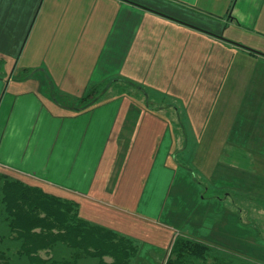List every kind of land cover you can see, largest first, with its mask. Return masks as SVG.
<instances>
[{"label":"rangeland","instance_id":"rangeland-1","mask_svg":"<svg viewBox=\"0 0 264 264\" xmlns=\"http://www.w3.org/2000/svg\"><path fill=\"white\" fill-rule=\"evenodd\" d=\"M161 1V10L231 38L234 46H217L209 63L201 62L204 67H216L220 74L211 91L203 92L204 85L178 96L184 105L176 102L170 108L152 110L154 118H164L162 122L136 125L128 115L131 110H123L126 114L118 121L116 138L106 142L105 163L90 175L88 196L75 200L79 213L132 238L138 252L131 264H165L173 238L182 234L264 264V57L255 54L264 56V29L258 24L228 22L236 0ZM42 16L32 15L30 27ZM47 43L42 36L34 40L36 45ZM32 44L27 43L25 55L33 51L30 47L35 49ZM2 58L0 78H10L12 69H5ZM14 58L13 63H21ZM60 59L41 62L56 71L76 70L80 75L89 64ZM68 78H60L62 84ZM106 79L121 94L141 92L125 80ZM209 79L213 80L202 75L197 85L210 83ZM112 93L105 99L113 100L117 95ZM119 97L125 102L144 101L128 94ZM150 103L155 107L149 99L146 107ZM177 115L180 121L173 119ZM186 121L194 123L195 136ZM129 130L137 131L132 142L126 139ZM18 212L23 219L19 218L18 226L25 232H57L41 212L31 213L26 206ZM34 238L35 245L45 239ZM40 251L44 255L46 249Z\"/></svg>","mask_w":264,"mask_h":264},{"label":"crops","instance_id":"crops-1","mask_svg":"<svg viewBox=\"0 0 264 264\" xmlns=\"http://www.w3.org/2000/svg\"><path fill=\"white\" fill-rule=\"evenodd\" d=\"M154 1L0 0V56L5 69H12L10 78H0V172L67 199L86 197L90 175L105 163L106 142L116 138L123 110H131L134 124L149 125L164 119L154 118L152 110L184 105L178 96L204 85L203 92L211 91L220 74L201 62L209 63L217 46L232 48L233 39L182 21L181 14L161 10L162 1ZM231 12L232 25L264 29V0H236ZM35 13L42 19L30 27ZM39 36L47 45L34 44ZM29 41L35 49L30 47L33 51L25 55ZM16 56L20 64L13 63ZM46 58L89 63L81 72L85 79L76 70L56 71L41 62ZM202 75L213 80L198 86ZM67 77L62 84L60 78ZM111 77L132 82L141 92L128 96L144 101L125 102L119 96L127 94L111 86L99 99L82 105L80 99L93 83ZM110 92L117 96L106 100ZM147 99L155 107H146ZM173 119L180 121L179 115ZM184 124L195 136L194 123ZM136 132L127 131L126 139L132 142Z\"/></svg>","mask_w":264,"mask_h":264},{"label":"trees","instance_id":"trees-1","mask_svg":"<svg viewBox=\"0 0 264 264\" xmlns=\"http://www.w3.org/2000/svg\"><path fill=\"white\" fill-rule=\"evenodd\" d=\"M111 86L107 79L93 83L80 99L82 105L99 99ZM23 206L31 213L41 212L57 232H25L18 226L21 217L18 211ZM35 235L45 238L44 241L35 245L36 238L31 240ZM41 249H46L44 255ZM137 252L132 238L82 218L76 201L0 172V264H131ZM165 264L254 263L182 234L173 238Z\"/></svg>","mask_w":264,"mask_h":264}]
</instances>
